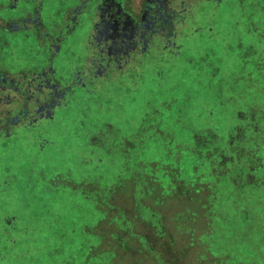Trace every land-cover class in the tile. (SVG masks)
Returning a JSON list of instances; mask_svg holds the SVG:
<instances>
[{
	"label": "rangeland",
	"instance_id": "rangeland-1",
	"mask_svg": "<svg viewBox=\"0 0 264 264\" xmlns=\"http://www.w3.org/2000/svg\"><path fill=\"white\" fill-rule=\"evenodd\" d=\"M255 1L217 10L216 35L179 58L61 109L36 144L1 145L0 264H264ZM86 43L78 31L69 63Z\"/></svg>",
	"mask_w": 264,
	"mask_h": 264
},
{
	"label": "flooded vegetation",
	"instance_id": "flooded-vegetation-1",
	"mask_svg": "<svg viewBox=\"0 0 264 264\" xmlns=\"http://www.w3.org/2000/svg\"><path fill=\"white\" fill-rule=\"evenodd\" d=\"M232 1L0 0V147L20 137L36 144L69 104L105 96L184 55L195 37L216 35L217 10ZM78 31L85 52L69 63Z\"/></svg>",
	"mask_w": 264,
	"mask_h": 264
},
{
	"label": "trees",
	"instance_id": "trees-1",
	"mask_svg": "<svg viewBox=\"0 0 264 264\" xmlns=\"http://www.w3.org/2000/svg\"><path fill=\"white\" fill-rule=\"evenodd\" d=\"M235 82H233V84H234ZM232 84V85H233ZM242 89V88H241ZM241 89H239V90H236V92H237V94L239 93V91L241 90ZM249 107V106H248ZM247 107V108H248ZM247 108H243V110H244V112L246 113V114H248V111H247ZM255 126H257L258 127V125H252V129L249 131V136L248 137H250L251 138V135H252V133L254 132V136L259 132V129L258 128H256ZM238 130H239V133H240V130H242L241 129V127H238ZM236 132V131H235ZM234 132V133H235ZM137 135V134H136ZM131 135H129V137H130ZM254 136H253V138H251L250 140H253L254 139ZM247 137V138H248ZM247 140H249V139H247ZM223 147H224V149H223ZM219 148L221 149V150H223V151H227L228 150V146H227V144H224L223 146H219ZM215 156V155H214ZM121 171H119V173H120ZM121 175H119V176H117L118 178L120 177ZM155 179L157 178L156 176L154 177ZM172 185H169V187H171ZM201 195V194H200ZM184 198H186V199H190V197H184ZM188 199V200H189ZM10 231L11 230H16V228H14V229H11V228H8ZM4 232H9L8 230H6V228L4 229ZM9 235V234H8ZM7 235V236H8ZM10 238H12L13 239V241L15 242V239H14V235L13 236H11ZM14 242H11V246L13 245V243ZM7 250H8V254L10 255V251H9V249L7 248ZM12 252V251H11ZM72 253H75L74 251H72Z\"/></svg>",
	"mask_w": 264,
	"mask_h": 264
}]
</instances>
